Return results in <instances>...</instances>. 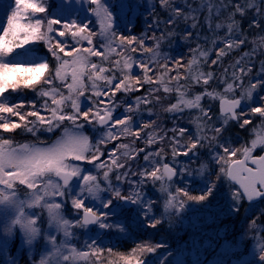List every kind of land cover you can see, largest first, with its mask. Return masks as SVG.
Here are the masks:
<instances>
[{
	"label": "snow or ice",
	"instance_id": "1",
	"mask_svg": "<svg viewBox=\"0 0 264 264\" xmlns=\"http://www.w3.org/2000/svg\"><path fill=\"white\" fill-rule=\"evenodd\" d=\"M81 4L90 5L89 11L97 18L100 25L99 33L92 32L87 24L82 21L72 19L70 21L49 18L47 15V0H14L15 6L10 14L6 15V24L0 21V208L4 210L6 216H10V222L5 225V232L8 236L13 235V229L19 228L23 234L24 242L31 244L40 234L41 229L38 224L41 223L40 213L28 210L41 208L48 212L49 224L56 225L59 231L63 232L64 240L57 244V238L54 235L45 237L47 244L50 245L44 255L41 256L39 264H102V256L107 252L108 256H116L115 261L109 260L108 264H142L136 253L155 252L161 245H152L145 243L137 245L131 250L130 254L114 253L111 248L105 250L97 245L93 240L85 245L86 250H81L70 244V238L74 235L72 228L86 227L89 224L98 225L100 229L112 230L116 228L123 231L118 221L115 225L108 223L110 215H116L114 210L115 201H124L127 204L137 205L143 211L145 218L152 211V203L145 204L142 199L139 185L145 183L146 179H151L153 184L160 182L159 191L166 194L164 208L167 211L170 208H183L185 201L180 197H186L187 200L200 202L211 194L213 189L209 187L207 192L194 196L188 190L177 188L175 193L170 191L173 177L178 174L175 167L165 162V148L159 147L155 151H149L143 159L147 162V167H141L138 172L125 169L128 161L137 159L136 153L145 152V148H130L127 143H117L114 148L109 150L107 145L112 141H117L122 137L135 136V143L143 139L141 132L147 128L157 127L156 121L142 123L133 129L134 119L130 113L138 110L139 104H151L153 100L160 103L162 98L157 93L162 89L164 93H176V102L170 103L165 112L183 113L189 110L191 116L190 123L196 128L195 134L190 133L189 129L184 127L173 128L171 143L168 145L171 149L173 161L177 156L196 155L198 148L205 146L204 142L215 144L222 149L223 154L217 153L214 156L217 163H221L220 173L227 179L239 185V189L233 192L232 199L239 204L242 199L254 201L264 198V155L253 156V150L257 146H264V119L253 128L256 134L255 139L251 140V147L242 146L241 148H231L226 144L219 143V137L229 120L241 121V117L247 115L244 111H236L242 104V100L247 97L249 101L256 103L253 94L264 90V61H261V70L257 74L255 83H250L247 87L235 83L242 79L244 75H249L251 68L245 72L244 68H239L240 76L235 71L232 73L231 81L227 78V69L225 75L219 78V83L223 84V91H217V88L211 87V82L216 80L213 72H204L200 70V60L195 55L199 50L200 57H203L206 63L209 59V52L196 49H190L193 56L188 60L187 65L182 63L183 57L172 61L176 74L169 75L173 67L169 66L168 60L159 64L163 71H156L159 58V40L153 47H147L144 39H139L138 47L137 37H126L117 35L112 27V11L106 6L105 0H80ZM161 7L165 10H171L175 17L188 15L184 10L172 5V0H160ZM234 11L229 13L227 24V33L219 38L224 43L223 48L217 50V58L211 61L212 65L218 63L222 56L228 54L229 50L239 48L247 42L243 35L234 37L235 32H239V24L235 19L238 13L241 17L247 16L249 12L255 10V16L249 25L250 28L261 29L262 25L256 17L264 15V0H229ZM94 5L95 7H91ZM203 6V5H202ZM191 8V5H188ZM213 5L209 4L211 13ZM219 12V6H217ZM37 13H45L44 17L36 16ZM205 19H210L206 17ZM27 21L22 23V21ZM46 21V26H45ZM167 23H173L170 18ZM58 25L59 28L54 27ZM211 27V25H209ZM193 27H196L193 24ZM216 29L224 27L217 23ZM55 33L56 38L51 35ZM87 33V34H86ZM99 36L104 42L100 47L104 51L97 50L94 47L93 36ZM71 37L68 41L67 37ZM191 36L187 33L185 38ZM43 41L48 51L56 61L54 69H50L47 61L36 60H17L18 55L26 53H17L16 49H23L25 45L33 41ZM117 40L119 43H116ZM258 40V43H257ZM253 41L256 45L252 48V53L256 52V47H264V35L259 36ZM87 41L89 47L82 48V42ZM216 40L212 41L213 45ZM64 56L72 57L71 60L64 59ZM139 53L143 56L149 54L145 59H139L132 54ZM252 53H244V56H250ZM115 55L117 59L110 58ZM91 57H99V62H92ZM121 61L123 67H121ZM108 64L105 67V64ZM241 64L237 60L232 66L236 68ZM27 65V66H24ZM139 68L143 73V78L139 74L133 75V67ZM185 68V74L178 69ZM120 75L117 76L116 73ZM152 73V75H149ZM70 76L71 82H68ZM155 77V79H153ZM165 77H168L165 81ZM190 80L191 83L181 84L180 81ZM175 81V87H173ZM38 84L47 85L37 90V95L44 98L41 105L47 116L42 115L36 108L35 102H29L31 110L22 112L25 107L23 103L12 104L8 97L4 96L9 90L16 92L21 88L36 90ZM145 84L157 85L150 87L147 94L136 97L137 108L133 105L124 106V115L121 118L114 117V112L120 103L115 100L118 92H123L125 96L129 92H139ZM193 85H200L204 88L202 92L194 94L191 98L189 89ZM67 89L65 95L62 87ZM218 87V85H217ZM241 88L240 97L236 98V89ZM91 91L90 96L85 93ZM80 97H85L91 104L87 110H82ZM207 97L211 100H219L222 123L220 127H215L210 122V108L206 109L201 103L202 99ZM231 97V98H230ZM51 101V104L48 101ZM259 101H264V95L259 96ZM71 107V111L65 109ZM195 109L196 114L191 110ZM151 114V109H149ZM250 113L264 118V103L260 106L250 107ZM12 117H18V122L12 120ZM35 117L34 120L28 119ZM93 127L95 133V142L83 132L84 123ZM68 122L71 127L65 125ZM250 119H243L240 127L244 128L251 124ZM63 126V132L51 144L39 140L31 143H18L11 138H5L2 133L12 132L18 128H23L26 132L36 136L38 132L52 133ZM205 129L212 131L211 137L206 136ZM187 137V141L184 138ZM164 136L157 138L155 131L147 133V139L144 141L146 147H150L164 141ZM103 146V147H101ZM119 150H123L120 152ZM107 152V159L104 158ZM119 152V154H118ZM239 152L243 153V159H231L236 157ZM121 156L126 159L121 162ZM227 157V159H226ZM251 160L254 168L248 167L246 161ZM75 162H86L95 169V174L87 173L82 170L81 165ZM226 165V167L224 166ZM201 165V171L204 170ZM102 173V175H101ZM180 174L191 175L186 167L179 169ZM115 175L114 184L112 176ZM139 176V181L128 179L129 176ZM127 182L130 191L125 194L120 185ZM78 183L79 191L73 195L72 184ZM105 187H101V185ZM20 186L27 189L24 198H20ZM87 192L93 200H99L102 209L107 211L94 210L86 204L83 194ZM101 192H108L110 196L104 200L100 197ZM60 197L61 201L65 197L71 199L72 208L76 210L79 219L72 221L65 219L62 214L63 202H55V198ZM178 205V207H177ZM238 210V209H237ZM82 212V216L80 213ZM121 216L123 213H119ZM160 223L159 220L152 221L149 226L155 227ZM251 228H255L256 220L251 221ZM254 244L260 249V264H264V230L254 238ZM95 258L94 262L92 258Z\"/></svg>",
	"mask_w": 264,
	"mask_h": 264
},
{
	"label": "rangeland",
	"instance_id": "2",
	"mask_svg": "<svg viewBox=\"0 0 264 264\" xmlns=\"http://www.w3.org/2000/svg\"><path fill=\"white\" fill-rule=\"evenodd\" d=\"M172 1L174 2V7L182 8L180 5H185L187 12L185 14L188 15L189 18L186 20L185 16H182H184L186 22L184 21L181 23V16L175 17V14L172 12L171 14L173 17L170 15V18L173 19V23H167L170 18H168V13H165V9L161 7L160 0H105V3L106 6L110 8V11H112V27L118 36L124 35L131 38L138 34L142 35L147 30L146 25H151L152 20L157 16H159L161 23L162 19L164 23H167V32L156 30V32H159V37L155 38L153 42H147L145 44L147 47H153L156 41L159 40L160 55L158 58V64L155 67L156 71H163L159 68V64L165 63L166 60L169 62V59H171L172 62L180 57H183L182 63L187 65L188 60L193 56V52L190 51L191 47L189 46L191 44L193 46L192 49H196L197 45H199L200 50L209 52V59L206 63L204 62L203 57H200L199 50L195 53L200 60V70L204 72L211 71L216 77V80L211 82L209 91H211L212 88H217V91H223L224 85L219 83V78L222 75H225V69L227 66L230 68V72L227 73V78L230 81L232 79L233 71L240 76L241 73L239 68H244L245 72L251 68L252 71L249 75H244L242 79L235 81V83L247 87L250 83L256 82V79L258 78L257 74L260 73L261 70V61H264V47L257 46L255 53H252V48L256 46L253 44V41L257 40L259 36L264 35V15L256 17L260 21L262 28L254 29L250 28L249 25L255 16V10H252L244 17H241L237 13L235 19L239 24L240 31L235 32L233 38L243 35L246 37L247 42L239 48L229 50L228 54L222 56L217 64L212 65L211 61L217 58V50L224 47V43H222L219 38L224 37L227 33V24L231 22L228 20V16L230 12L234 11V8L231 9L226 3L229 2V0ZM209 4L213 5L211 13L208 8ZM47 5L48 7L46 11L49 18L61 19L62 21L76 19L78 21H82L83 24H87L88 28L92 32L99 33L100 25L97 22V18L88 10L90 7L89 4H81L80 0H47ZM188 5H191V8H189ZM14 6V0H0V21L4 24L7 22L6 15L10 14L11 9ZM217 6H219V12L216 10ZM91 7L95 6L91 5ZM156 7L158 8V13L154 12ZM163 15H165V17H163ZM36 16L44 17L45 13H37ZM209 16L210 19H205ZM135 20L139 23L141 29L134 30L133 24L135 23ZM26 22V20L22 21V23ZM217 23L223 24L224 27L216 29L215 25ZM153 24H155L154 20ZM193 24H195L196 27H193ZM209 25H211V27ZM54 27L59 28L58 25H54ZM155 28L157 29L158 26H155ZM190 31H194L196 33L194 37L191 34V36L186 39L185 36L187 33H190ZM0 32H2V28H0ZM51 35L54 39L56 38L55 33H52ZM92 38L94 41L93 46L99 51H104V49L100 47V44L104 41L98 35L93 36ZM214 39L217 41L215 45L212 43ZM67 40L70 41L71 37H67ZM116 43H119V41L117 40ZM81 47H89L87 41L82 42ZM15 51L17 53H26L25 55L16 56L15 58L17 60H36L38 62L47 61L50 65V69L55 68L56 61L52 54L48 51V48L45 46L43 41H33L28 45H25L23 49H16ZM246 52L252 54L250 56H244V53ZM59 55L66 60L72 59V57L64 56V53H59ZM132 55L139 59H145L149 54L145 53L143 56H140L139 53H135ZM226 57H229L231 61H228L220 66L219 63L225 60ZM110 59L115 60L117 57L113 55ZM91 60L92 62H99L100 58L91 57ZM237 60H241V64L236 68H233L232 66ZM107 66L108 64L106 63L105 67ZM121 67H123L122 61ZM183 69L184 71H182ZM178 70L182 74H185V68H179ZM138 73L142 74L140 69L136 68L134 65L132 74L136 75ZM175 74L176 71L169 73V75ZM116 75L119 76L120 73L117 72ZM149 75H152V73H149ZM153 79H155V77H153ZM167 79L168 77H165V81H167ZM68 82H71L70 76L68 77ZM180 83L190 84L191 81L181 80ZM172 86L175 87V81H173ZM40 87H47V85L38 84L36 86V90L28 88H21L16 92L9 90L4 94V96L8 97L12 104L23 103L25 107L21 109L22 112L31 110L29 102H35L36 108L41 112V114L47 116L48 113L44 112L41 107L44 102V98L37 95V90ZM61 87L65 95H67V89L63 88V86ZM150 87H157V85L146 84L145 90L142 89L139 92L132 91L129 92L127 96H125L123 92H119V98L118 100H115L120 103L121 107L116 109L114 117L121 118L123 116L125 105H133L134 108H137L136 97L146 95L147 90ZM203 90L204 88L200 85H193L189 89L190 95L188 98H191L192 95L202 92ZM241 91V88L236 89V98L240 97ZM261 91H259L258 94H253L255 100L257 101L256 103L259 105L264 103V101H259L258 99V97L261 96ZM140 92H142V95L139 94ZM90 95V90L85 93V96ZM157 95L162 98L167 96L168 98L162 99L160 103H157L154 100L151 104L141 103L138 106V110L130 113L134 119V130L141 124V122H157L160 119L157 122V127L143 130V132H141L143 139L136 141L135 143H133V141H135V136L122 137L117 140L119 143L129 144L132 149L145 148V152L136 153L135 155H138V158L128 161L125 169L122 171L130 169L131 171L138 172L141 167H147V162L143 159L144 155H146L149 151H155L159 147L165 148L166 146L167 150L165 151V162H167L170 166L175 167L178 171V174L171 182L170 191L175 193L177 188H182L188 190L191 195L197 196L198 194L201 195V191H203V189L206 190L211 187L215 193L209 194L208 197L210 198L207 197L208 200L207 198L204 200L205 203L207 201V203L210 204L204 205L205 203L201 204V201H190L187 200L186 197L181 196L180 199L185 201L183 208L179 209V211H177V208H170L166 211L164 208V202L167 197L166 194H162L159 191L160 182L157 181L153 184L151 179H146L145 183L139 185V187L145 204L149 201L153 202L152 211L148 213L149 218H145V215L139 206L131 204H128L127 206L124 201H115L113 207L117 214L110 215L107 222L115 225L119 221L120 226L124 229L123 231H118L116 228H113L112 230L100 229L98 225H94L92 227L87 225L86 227L72 228L71 231L74 235L70 238V244L81 250H86L85 245L95 240L97 245L105 250L111 248L114 253L130 254L133 248L121 251L120 247H115V243L116 245L119 244L117 242L119 239L124 238L131 231H135V234L137 232H140L141 235L143 234L144 238L143 240L139 239L134 248H136L137 245L145 243L157 245V242H155V238L157 237L155 236L156 231L160 230L165 232L164 227H162V225H165L167 229L172 231V235L174 237H185L187 235L185 242H182L178 245V247H174L172 249L170 246L161 248L162 250H175V252L171 253L172 256L168 262H162V258L161 260H158L160 258L159 253H157L160 252L159 248H156L155 252L150 253H140L138 251L136 256L141 259L142 264H260L259 257L262 253L260 249L255 246L254 238L257 237L258 233H261L262 230H264V198L258 200L257 202H250L246 199H242L239 204H236L233 201L232 194L237 189L229 182L225 175L220 173L222 164L217 163L214 156H216L217 153L222 155L223 152L222 149L217 147L215 144H210L205 141V146L200 149L204 152V156H201V158L197 161L195 160L193 162V159L197 158L199 152H197L194 156H177L175 161H173L171 149L168 147L171 143L170 138L173 136V132L170 130L173 128L178 129L179 127H186L189 129L190 133L195 134L196 128L194 124L190 123L191 116L189 115V110L186 109L183 113H168L164 111V108H166L170 103L176 102L175 92L169 95L164 93L161 89ZM124 99L126 100L123 101ZM80 100L82 110H87L91 107L90 102L85 97H80ZM218 101L219 100H211L204 97L201 103L206 109L210 108L211 114V112L217 108ZM48 103L51 104V101L49 100ZM256 103L249 101L247 97L242 100V104L238 108L237 112L239 113L240 111H244L247 115L241 117L240 122L247 118L250 119L252 123L246 125L244 128H241L240 122H238L233 128L237 132L236 137L232 140H228L226 138L223 139L220 135L219 143L226 144L234 149L241 148L242 146L251 147L250 141L255 139L256 136L252 130L255 126L261 123L262 119H264L259 115H253L250 113V107H253ZM149 109H151V114L149 113ZM65 111H71L70 105L67 109H65ZM118 112L121 114H118ZM191 113L193 115L196 114V110H191ZM11 119L18 122V117H12ZM28 119L34 120L35 117H29ZM80 122L84 123V134L88 135L94 143L97 133L94 132L91 125L87 124L83 120ZM210 123L215 126V124L221 125L222 121L218 116H216L212 118ZM65 125L71 127L67 121H65ZM150 131H155L157 138L164 136V140L168 142L167 145H161V142L158 140L156 144L146 147L144 141L147 139V133ZM62 132L63 126L52 133L38 132L36 136L26 132L23 128H18L12 132L2 134L5 138H11L18 143L36 142L38 137L39 140L45 141L46 144H51L61 136ZM204 134L211 137L214 133L206 129ZM117 141L110 142L107 145V148L111 150V145ZM119 151L122 152L123 150ZM263 152L264 146L258 145L257 148L253 150L252 155L261 156ZM104 157H107V152H105ZM242 157L243 153L239 152L236 157H232L231 159H240ZM125 159V157L121 156V162H124ZM246 162L250 163V159ZM75 163H79L82 170L86 169V174H95V169L92 165L87 164L86 162ZM209 163H213L211 164L212 167L211 165L208 167ZM201 165L205 166L203 171L200 170ZM224 166L226 167V165ZM182 167H186L188 171L191 172V175L180 174L179 169ZM128 179L139 181L141 178L138 175H130ZM112 181L114 184L116 183L115 175L112 176ZM101 187H105V185L102 184ZM120 187L122 192L125 194L130 191V186L127 182L121 184ZM20 188V198L23 199L27 189L23 186H20ZM71 190L73 195H75V193L79 191L78 183H73ZM99 195L102 199L106 200L110 196V193L101 192ZM217 195L218 198L216 199L215 197H217ZM83 198L85 199L86 204L93 207L94 210L107 211V209H102L99 200H93L89 197L87 192L83 194ZM55 202H63L62 214L65 219L72 221L74 224L75 220L80 218V216L77 215L76 210L72 208L70 198L65 197L63 201H61L60 197H56ZM28 211L40 213L42 221L38 224V227L41 229V234L31 244L24 242L23 234L20 232L18 227L13 229V235L8 236L6 234L5 225L10 222V216H6L4 210L0 208V264H19L22 260L28 264H39L41 256L50 250V245L47 244L45 239L46 236H56L57 244L65 239L63 232L59 231L56 225L49 224L48 212L46 209L35 208ZM121 212L123 213L122 216L119 214ZM81 214L82 212L80 215ZM155 220H159L160 223L156 224L155 227L149 226L150 223ZM253 220H256L257 226L255 228H251L249 226ZM148 233H151V235ZM110 259L115 261L117 257H109L105 251L102 256V264H108ZM94 260L95 258L93 257L92 261L94 262Z\"/></svg>",
	"mask_w": 264,
	"mask_h": 264
},
{
	"label": "trees",
	"instance_id": "3",
	"mask_svg": "<svg viewBox=\"0 0 264 264\" xmlns=\"http://www.w3.org/2000/svg\"><path fill=\"white\" fill-rule=\"evenodd\" d=\"M235 2H237V0H233V3H235ZM229 6H230V8L231 9H233V7H232V5H230L229 4V2H226ZM174 4V2L172 1V5ZM181 4V3H180ZM181 7H182V9L184 10V13H187L186 12V7H185V5L183 6V4H181L180 5ZM157 10H158V8L156 7V10L154 11L155 13H158L157 12ZM165 13H168V18H170V15H171V17H173V15L171 14L172 12H171V10L169 9V10H165ZM163 17H165V15H163ZM167 18V19H168ZM153 19V18H152ZM153 20H154V23L155 24H153ZM152 20V26L151 25H149V26H147L146 25V27H147V30L142 34V35H136V36H134V37H137L138 38V40H137V43H136V45L135 46H138V42H139V39H144V43L146 44L147 42L148 43H150V42H153V40L155 39V38H157V37H159V32H156V30H162V31H168L167 30V23H164L163 22V19L161 20L162 21V23L160 22V18H159V16H157L155 19H153ZM185 21V19H184V16H182L181 15V19H180V22L182 23V22H184ZM186 22V21H185ZM161 24H162V26H161ZM169 25V24H168ZM155 26H158V28L156 29L155 28ZM133 28H134V30H139V29H141V26L139 25V23H137V21L135 20V23L133 24ZM179 28H180V26H179ZM139 33V32H138ZM190 33L192 34V36L194 37V35H195V33L196 32H194V31H190ZM190 40V39H189ZM188 45H189V43H188ZM190 47H191V49L193 48V46L190 44L189 45ZM222 46V45H221ZM229 59V60H228ZM170 61H169V66L170 67H173V71L171 72V73H173V72H175L176 71V69H175V67L173 66V64H172V62H171V59H169ZM230 62L231 60H230V58L228 57H226L225 58V60H223L222 62H220L219 63V65L221 66V65H223V64H225V63H227V62ZM226 69L228 70L227 71V73L228 72H230V68H229V66H227L226 67ZM182 71H184V69L182 70ZM139 74V73H138ZM142 78H143V73L141 74H139ZM227 75V74H226ZM146 84L143 86V89L145 90L146 88ZM261 96H262V94L264 95V90H262L261 92ZM139 94H141L142 95V92H140ZM119 95H120V93L118 92L117 93V95H116V97H115V99L116 100H118V98H119ZM127 99H129V98H127ZM258 99H259V97H258ZM126 99H124L123 101H125ZM253 106H260L259 104H254ZM121 107V106H120ZM120 112H118V114H119ZM121 114V113H120ZM125 114V113H124ZM123 114V115H124ZM211 116H212V118H214V117H216V116H218L219 118H220V120L222 121V117H221V114L218 112V110H217V108H215L212 112H211V114H210ZM160 120V119H159ZM158 120V121H159ZM157 121V122H158ZM237 123H238V121H235V122H233V121H231V120H229L228 121V123H227V127H225L224 128V130L222 131V133L220 134L222 137H223V139H228V140H232V139H234L235 137H236V135H237V132L233 129L236 125H237ZM141 124H142V122H141ZM158 124V123H157ZM221 125L220 124H215V127H220ZM187 127H188V125H187ZM186 128V127H185ZM145 130V129H144ZM206 130V129H205ZM170 134V133H169ZM187 141V137H185L184 138V141H182V143L183 142H186ZM117 143H119L118 141L116 142V143H113V145H111L112 147H111V149L112 148H114L115 146H116V144ZM167 143L168 142H166L165 140L161 143V145H167ZM115 144V145H114ZM158 147V146H157ZM200 149H202V147H200V148H198V150H197V152H199V155H197V158L196 159H193V162L196 160H199V158H201V156H204V152H202ZM167 149H166V146H165V151H166ZM105 159H107V157H104ZM140 159V158H139ZM140 161V160H139ZM178 161H180V160H178ZM186 162H188L187 160H185ZM181 162V161H180ZM211 164H213V163H211ZM210 163L208 164V167L211 165ZM211 167H212V165H211ZM211 167H210V170H211ZM208 171V170H207ZM208 189V188H207ZM207 189L205 190V189H203V191H201L202 193H201V195L202 194H204V193H206L207 192ZM212 193H215L214 191H212ZM200 194H198L197 196H199ZM207 197H208V195H207ZM208 198H210V197H208ZM208 198H207V200H208ZM216 199L218 198V195H217V197H215ZM205 202H204V200L203 201H201V204H204ZM208 205V204H210V203H207V201H206V203L204 204V205ZM162 227H164V229H165V232L164 231H160V230H157L156 231V234H155V236H157L156 238H155V242H157V244L158 245H161V247H158L159 249H160V252H157V253H159V255H160V258L158 259V260H161V258L163 259V260H161L162 262H168V260L171 258V256H172V252H175V250H166V249H161V248H165V247H168V246H170L171 247V249L172 248H174V247H178V245H180L182 242H185V239H186V237H187V235L184 237V236H178V237H174L172 234V231H170L169 229H167L166 227H165V225H162ZM149 232V231H148ZM148 234H150L151 235V233H148ZM141 233L140 232H137L136 234H135V231H131L129 234H127L124 238H122V239H119L117 242L119 243V244H117L116 245V243H115V247H120L121 249V251H126V249H132V248H134L135 247V245H136V243H138V241H139V239L140 240H143V234L141 235ZM19 264H28L27 262H25V261H21ZM162 264H164V263H162Z\"/></svg>",
	"mask_w": 264,
	"mask_h": 264
},
{
	"label": "water",
	"instance_id": "4",
	"mask_svg": "<svg viewBox=\"0 0 264 264\" xmlns=\"http://www.w3.org/2000/svg\"><path fill=\"white\" fill-rule=\"evenodd\" d=\"M54 1H57V0H54ZM217 107H218V111H219V113H220V102L218 101V105H217ZM238 110V108L236 109V111ZM221 114V113H220ZM232 121H236V120H232ZM261 155H264V152L261 154ZM256 157H258V156H256ZM240 159H243V157L242 158H240ZM247 164V163H246ZM247 166L248 167H252V168H254L255 167V165L254 164H252V162H251V160H250V165H248L247 164ZM175 177V176H174ZM173 177V178H174ZM229 180V179H228ZM229 182L233 185V186H235L237 189H239V185L238 184H236L235 182H233V181H231V180H229ZM262 199V198H261ZM247 200V199H246ZM258 200H260V199H257V200H254L253 202H257ZM126 205L128 206V204L126 203ZM81 216H82V214H81ZM95 224H89L88 226H90V227H92V226H94Z\"/></svg>",
	"mask_w": 264,
	"mask_h": 264
}]
</instances>
